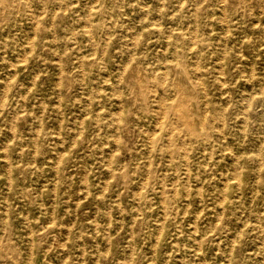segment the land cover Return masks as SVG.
<instances>
[{
  "label": "rangeland",
  "instance_id": "374dc122",
  "mask_svg": "<svg viewBox=\"0 0 264 264\" xmlns=\"http://www.w3.org/2000/svg\"><path fill=\"white\" fill-rule=\"evenodd\" d=\"M221 1L0 0V264H264V0Z\"/></svg>",
  "mask_w": 264,
  "mask_h": 264
},
{
  "label": "bare ground",
  "instance_id": "6f19581e",
  "mask_svg": "<svg viewBox=\"0 0 264 264\" xmlns=\"http://www.w3.org/2000/svg\"><path fill=\"white\" fill-rule=\"evenodd\" d=\"M27 1V0H26ZM221 1V0H220ZM222 2V1H221ZM18 4V3H17ZM19 5V4H18ZM132 5V4H131ZM144 6V5H143ZM91 7H89V9H90ZM224 8V7H223ZM89 12V11H88ZM34 14V12L32 13V15ZM171 14V13H170ZM40 16V15H39ZM196 19V18H195ZM221 20V19H220ZM227 20V19H226ZM85 21V20H84ZM90 21V20H89ZM227 22V21H226ZM85 25V24H84ZM227 26H228V24H226ZM35 26V25H34ZM35 27H33V29H34ZM194 28H195V26H194ZM185 29V28H184ZM85 30V29H84ZM33 32H34V30H33ZM193 32V31H192ZM107 33V32H106ZM34 35V34H33ZM135 36V35H134ZM196 37V36H195ZM132 39H135L134 37L132 38ZM30 40V39H29ZM136 40V39H135ZM134 40V41H135ZM193 41V40H192ZM135 43V42H134ZM195 43H196V41H195ZM94 45V44H93ZM192 45V44H191ZM32 46V45H31ZM192 47V46H191ZM176 52V51H175ZM25 53V52H24ZM22 54V53H21ZM23 56V55H22ZM25 57V56H24ZM20 61V60H19ZM196 61H198V60H196ZM198 63V62H197ZM196 63V64H197ZM220 68H221V66H220ZM222 69V68H221ZM123 72V71H122ZM218 74V73H217ZM165 75V74H164ZM121 77V76H120ZM201 78V77H200ZM198 79V78H197ZM7 80V79H6ZM202 80V79H201ZM203 82V81H202ZM6 83V82H5ZM8 83V82H7ZM125 83V82H124ZM126 84V83H125ZM202 84H204V83H202ZM118 86V85H117ZM4 87V86H3ZM8 87V86H7ZM205 90V89H204ZM153 91V90H152ZM6 92V91H5ZM5 94V93H4ZM2 104V103H1ZM120 104H122V102L120 103ZM162 105V104H161ZM2 107V106H1ZM159 108V107H158ZM164 109V108H163ZM246 110V109H245ZM119 111V110H118ZM117 111V112H118ZM164 111V110H163ZM162 111V112H163ZM173 112V111H172ZM204 114H205V112H203ZM161 114V113H160ZM176 114V113H175ZM178 114V113H177ZM164 115V114H163ZM178 116H179V114H178ZM83 117V116H82ZM81 117V118H82ZM163 117V116H162ZM202 117H203V115H202ZM224 117V116H223ZM78 119V118H77ZM204 119V118H203ZM117 121H118V119H117ZM163 121V120H162ZM117 123V122H116ZM157 124V123H156ZM37 133V132H36ZM170 135V134H169ZM151 136V135H150ZM152 136H154V135H152ZM148 140H149V137H148ZM108 141V140H107ZM119 141V140H118ZM151 141V140H150ZM33 142V141H32ZM34 143V142H33ZM108 143V142H107ZM106 144V143H105ZM150 144V143H149ZM5 145V144H4ZM151 145V144H150ZM5 147V146H4ZM6 148V147H5ZM150 148V147H149ZM185 149H186V147H184ZM6 150V149H5ZM4 150V151H5ZM61 150V149H60ZM5 152H7V151H5ZM62 152V151H61ZM112 152H114V151H112ZM64 153V152H63ZM5 155H7V153H5ZM4 156V155H3ZM8 157V156H7ZM51 157V156H50ZM110 157H111V155H110ZM188 157V156H187ZM236 157H239V156H236ZM5 158H6V156H5ZM150 158V157H149ZM54 159V158H53ZM8 160V159H7ZM58 161V160H57ZM56 161V162H57ZM55 162V161H54ZM150 162V161H149ZM57 164V163H56ZM189 164V163H188ZM58 165V164H57ZM148 165V164H147ZM108 166V165H107ZM8 167V166H7ZM10 167V166H9ZM8 167V168H9ZM56 167H58V166H56ZM147 167V166H146ZM8 168H6V170H8ZM10 169V168H9ZM177 169V168H176ZM236 170V169H235ZM57 171V170H56ZM235 172H237V170L235 171ZM10 174H11V172H9ZM56 173V172H55ZM111 173V172H110ZM7 174H8V172H7ZM85 174V173H84ZM146 174H148V173H146ZM188 174V173H187ZM4 175V174H3ZM87 175V174H86ZM10 176V175H9ZM112 176V175H111ZM110 176V177H111ZM109 177V178H110ZM146 177H147V175H146ZM11 178V177H10ZM9 178V179H10ZM86 179V178H85ZM145 179V178H144ZM147 179V178H146ZM188 179V178H187ZM223 179V178H222ZM235 179V178H234ZM176 180H177V178H176ZM237 180V179H236ZM56 181V180H55ZM85 181V180H84ZM226 181V180H225ZM107 182V181H106ZM8 184H10V183H8ZM86 184H87V181H86ZM226 184V183H225ZM57 185V184H56ZM105 185H106V183H105ZM224 185V184H223ZM8 186V185H7ZM89 186V185H88ZM224 186H226V185H224ZM52 187H53V185H52ZM86 187V186H85ZM106 187V186H105ZM189 187V186H188ZM81 188V187H80ZM140 188H142L141 186H140ZM139 188V189H140ZM106 189V188H105ZM104 188H103V192H104V190H105ZM138 189V190H139ZM137 190V191H138ZM162 190V189H161ZM88 191V190H87ZM163 191V190H162ZM189 192V191H188ZM138 193H139V191H138ZM138 193H136V194H138ZM187 193V192H186ZM200 193V192H199ZM202 194V193H201ZM85 195V194H84ZM200 195V194H199ZM225 196V195H224ZM81 197V196H80ZM79 197V198H80ZM164 197V196H163ZM175 197V196H174ZM66 198H67V196H66ZM222 198V197H221ZM74 199V198H73ZM72 199V200H73ZM76 199V198H75ZM164 199V198H163ZM69 200V199H68ZM162 200V199H161ZM76 201V200H75ZM78 201V200H77ZM77 201H76V204H77ZM139 201V200H138ZM137 201V202H138ZM162 202V201H161ZM136 205V204H135ZM165 205V204H164ZM70 206H72V205H70ZM77 206V205H76ZM138 207V206H137ZM52 209V208H51ZM164 209V208H163ZM177 209V208H176ZM165 210V209H164ZM5 211V210H4ZM159 212V211H158ZM183 213H185V212H183ZM143 215V214H142ZM155 215V214H154ZM53 217V216H52ZM164 217V216H163ZM196 219V218H195ZM29 220V219H28ZM194 220V219H193ZM143 221H144V219H143ZM195 222H196V220H195ZM97 223V222H96ZM196 225V224H195ZM197 227V226H196ZM132 228V227H131ZM161 228V227H160ZM163 228V227H162ZM68 229V228H67ZM32 230V229H31ZM59 232H61V231H59ZM66 232V231H65ZM30 233V232H29ZM64 234V233H63ZM66 234V233H65ZM64 234V235H65ZM31 235H33V234H31ZM159 236V233H158V235H157V237ZM33 237V236H32ZM32 237H31V239H32ZM28 238V237H27ZM133 238V237H132ZM159 238V237H158ZM157 238V239H158ZM195 238H196V236H195ZM107 239L109 240V238L107 237ZM156 239V238H155ZM33 240V239H32ZM31 241V240H30ZM152 241V240H151ZM64 242V241H63ZM54 244V243H53ZM66 244V243H65ZM65 244H63V245H65ZM63 245H62V247H63ZM55 246V245H54ZM30 247V246H29ZM155 247V246H154ZM30 248H32V247H30ZM49 248V247H48ZM230 248L231 247H229V250H230ZM149 249V248H148ZM199 249V248H198ZM128 251V250H127ZM30 252H31V249H30ZM229 252V251H228ZM31 254V253H30ZM53 254V253H52ZM66 255V254H65ZM228 256V255H227ZM31 260V259H30ZM204 262V261H203ZM157 263V262H156Z\"/></svg>",
  "mask_w": 264,
  "mask_h": 264
}]
</instances>
